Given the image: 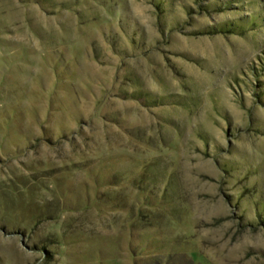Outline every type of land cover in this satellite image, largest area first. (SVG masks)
I'll list each match as a JSON object with an SVG mask.
<instances>
[{"label":"rangeland","instance_id":"rangeland-1","mask_svg":"<svg viewBox=\"0 0 264 264\" xmlns=\"http://www.w3.org/2000/svg\"><path fill=\"white\" fill-rule=\"evenodd\" d=\"M0 264H264V0H0Z\"/></svg>","mask_w":264,"mask_h":264}]
</instances>
